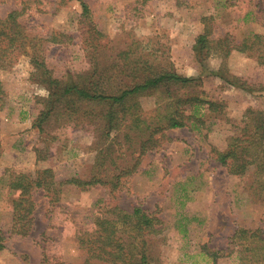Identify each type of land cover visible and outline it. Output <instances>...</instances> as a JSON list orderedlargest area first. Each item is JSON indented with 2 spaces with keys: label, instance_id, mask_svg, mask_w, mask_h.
Returning a JSON list of instances; mask_svg holds the SVG:
<instances>
[{
  "label": "rangeland",
  "instance_id": "rangeland-1",
  "mask_svg": "<svg viewBox=\"0 0 264 264\" xmlns=\"http://www.w3.org/2000/svg\"><path fill=\"white\" fill-rule=\"evenodd\" d=\"M84 1L90 5L98 30L106 35L102 41L106 46L94 61L107 89L116 91L118 84L127 79L119 73L117 64L122 66L124 61L118 56L131 48L133 58L140 55L181 76L201 79L195 91L226 103V113L222 120L208 119L201 130L177 128L156 135L160 136L159 147L141 157L124 140V133L129 131L124 126L131 124L129 118L103 143L104 149L111 146L104 163L96 149L100 145L99 122H83V112H61L44 122L42 128H34L44 108L42 99L49 96V91L32 80L34 68L26 57H21L12 69L1 70L0 103L4 106L0 111V230L6 233L11 225L6 181L13 173L51 168L58 180L89 177L93 172L110 182L99 183L86 192L76 185L64 186L54 213H49L44 193H35V229L26 237L8 235L0 264H43L45 253L68 264H80L74 230L70 228L72 220H62L69 210L76 212L77 220L105 204L130 211L138 206L161 219L160 236L147 239L143 249L141 242H137L138 248L133 246L136 253L147 251L149 264H213L208 250H225L218 264H241V256L235 252L228 255L227 249L240 227H260L264 232V192L258 196V190H248L246 183L215 160L213 149H224L232 135L228 117L239 120L248 108L264 111V59L259 60V51L250 55L237 50L224 59L219 51L224 47L214 42L216 47L203 61L196 56L195 44L206 26L214 41L230 40L224 42L227 48L233 46V39L240 43L253 34L264 36V0ZM25 2L32 7L27 25L34 35L53 30L79 33V0H0V16L22 9ZM85 48L76 44L55 46L49 65L58 75L86 76L93 71L94 61ZM221 69L227 78L247 83L255 91L248 92L213 73ZM184 93L183 89L174 96ZM168 97L160 90L137 98L142 118L153 124L172 100ZM90 110L92 119L97 112L92 106ZM45 230L55 238H44Z\"/></svg>",
  "mask_w": 264,
  "mask_h": 264
},
{
  "label": "trees",
  "instance_id": "trees-1",
  "mask_svg": "<svg viewBox=\"0 0 264 264\" xmlns=\"http://www.w3.org/2000/svg\"><path fill=\"white\" fill-rule=\"evenodd\" d=\"M79 2L81 13L77 23L78 34L53 30L51 33L34 35L27 25L30 22L27 14L32 9L28 7V2L23 3L22 9L0 16V71L12 69L21 57H26L34 68L31 74L32 80L49 91V96L42 99L44 108L36 117L34 128H42L44 122L61 112L69 114L83 112V122L89 120L88 124L92 125L99 122L101 126L97 128L101 130V136L100 145L96 146V149L99 151L100 160L105 163V158L111 154V146L104 149L103 143H106L105 140L113 129H121L129 118L131 124L124 126L129 127V131L124 133V140L129 149L132 148L140 157L159 147L160 136L168 129L201 130L208 119H223L227 109L226 103L210 100L195 91L201 84V79L181 76L177 72L159 67L157 63L144 60L140 55L133 58L131 48L123 50L118 56V60L124 61L122 66L117 64L119 73L127 79L118 84L116 91L107 89L94 61L97 60L100 49L106 46L102 42L106 35L98 30L90 5L84 0ZM207 27V30L196 40L197 58L204 61L216 46H223L224 49L220 48L219 51L224 59L234 50L250 55L259 51V60L264 59V49L260 48L264 47V36L253 34L240 43L233 39L231 40L233 46L227 48L224 42L230 40L225 38L222 41H214ZM75 44L86 46L85 50L94 61L93 71L79 78L69 74L58 75L56 69L49 65L50 52L55 46L68 47ZM130 70L132 76L129 74ZM213 73L248 92L255 91L247 83L227 78L225 70L221 69ZM1 84L0 80V95L3 94ZM183 89L185 90L183 95L174 96L175 92ZM160 90L172 100L165 105L164 114L158 116L151 124L140 115L141 106L136 100L140 96H148ZM261 91H264V86L261 87ZM3 106V103H0V111ZM91 106L93 111L96 110L98 113L92 119L88 115L91 113ZM228 119L232 122V135L224 149H213L215 160L226 167L231 175L246 183L248 190L252 189L253 193L258 190V196H262L264 111L248 108L241 119L233 120L229 117ZM156 135L160 136L155 138ZM109 182L93 172L89 177L75 176L65 181L58 180L51 168L38 169L34 173L11 174L6 181V187L9 190L12 220L6 233L0 230V252L6 248L5 241L8 235L26 237L34 231L37 208L35 193L40 191L44 193L50 205L49 213H54L61 201L64 186L76 185L80 191L86 192L99 183L107 185ZM76 215L75 211L69 210L62 221L72 220L70 228L74 230L72 236L77 242L80 264H149L150 256L147 251L140 250L136 253L133 246L138 248L137 242H141L143 249L148 243L147 239L156 238L163 231L161 219L138 206L130 211L116 205L105 204L90 214L83 215L81 219L75 220ZM51 218L53 219L54 216ZM46 231L43 232L44 238H55ZM230 246L227 249L230 251L228 255L232 252L238 253L242 259L241 264H264V232L260 227L236 229ZM43 248L48 249L46 245ZM224 251L208 250L207 252L213 264H218ZM42 262L68 264L61 258L50 257L48 253L44 254Z\"/></svg>",
  "mask_w": 264,
  "mask_h": 264
},
{
  "label": "crops",
  "instance_id": "crops-1",
  "mask_svg": "<svg viewBox=\"0 0 264 264\" xmlns=\"http://www.w3.org/2000/svg\"><path fill=\"white\" fill-rule=\"evenodd\" d=\"M18 146H19V144H18ZM20 149H22L21 147H19Z\"/></svg>",
  "mask_w": 264,
  "mask_h": 264
}]
</instances>
